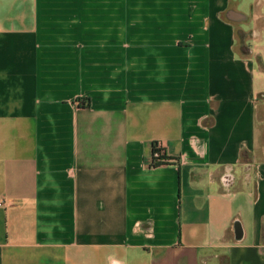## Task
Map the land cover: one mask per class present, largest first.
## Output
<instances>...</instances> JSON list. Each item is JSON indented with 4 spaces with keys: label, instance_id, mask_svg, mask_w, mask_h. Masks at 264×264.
<instances>
[{
    "label": "crops",
    "instance_id": "1",
    "mask_svg": "<svg viewBox=\"0 0 264 264\" xmlns=\"http://www.w3.org/2000/svg\"><path fill=\"white\" fill-rule=\"evenodd\" d=\"M105 8L0 0V264H264V0Z\"/></svg>",
    "mask_w": 264,
    "mask_h": 264
},
{
    "label": "rangeland",
    "instance_id": "2",
    "mask_svg": "<svg viewBox=\"0 0 264 264\" xmlns=\"http://www.w3.org/2000/svg\"><path fill=\"white\" fill-rule=\"evenodd\" d=\"M64 2H65V4H79L81 6H83V5L95 6L96 7L95 12H91V14H83L82 13L80 15H82L81 17L90 15L91 16V22H93L92 20L95 17L98 25H100V26H103L104 24H111L114 26L117 23H121L120 19H118V16H121L123 14L117 13L116 9H114L115 10L114 11L111 8L107 9L105 7H111L112 5H120V4L124 5V0H64ZM81 20H82V25H83V22H84L83 18H81ZM123 22H124V19H123ZM97 32H98L97 35L106 36L105 34H103L104 30H98ZM115 32H116V30L110 29V31L108 33H110L109 35L116 37L117 35ZM99 79H101V80H99L100 87L102 86L103 88H104V86H107V85H109V86L111 85L114 89L121 88V86H122V78L121 77H116V78H113L112 80L110 78H105V79H107V82L103 81L104 78H99Z\"/></svg>",
    "mask_w": 264,
    "mask_h": 264
},
{
    "label": "built area",
    "instance_id": "3",
    "mask_svg": "<svg viewBox=\"0 0 264 264\" xmlns=\"http://www.w3.org/2000/svg\"><path fill=\"white\" fill-rule=\"evenodd\" d=\"M153 152H152V166H157L160 164L168 163L169 158L162 159L165 155V151L163 148V144L160 141H156L153 143ZM166 156V155H165Z\"/></svg>",
    "mask_w": 264,
    "mask_h": 264
},
{
    "label": "trees",
    "instance_id": "4",
    "mask_svg": "<svg viewBox=\"0 0 264 264\" xmlns=\"http://www.w3.org/2000/svg\"><path fill=\"white\" fill-rule=\"evenodd\" d=\"M154 150V149H153ZM153 152V151H152ZM168 158L167 156L164 155V157L162 159Z\"/></svg>",
    "mask_w": 264,
    "mask_h": 264
}]
</instances>
